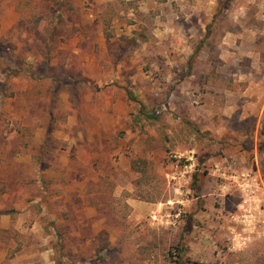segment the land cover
<instances>
[{"label": "rangeland", "instance_id": "1", "mask_svg": "<svg viewBox=\"0 0 264 264\" xmlns=\"http://www.w3.org/2000/svg\"><path fill=\"white\" fill-rule=\"evenodd\" d=\"M0 264H264V0H0Z\"/></svg>", "mask_w": 264, "mask_h": 264}, {"label": "trees", "instance_id": "2", "mask_svg": "<svg viewBox=\"0 0 264 264\" xmlns=\"http://www.w3.org/2000/svg\"><path fill=\"white\" fill-rule=\"evenodd\" d=\"M130 166L133 170L144 173L146 171V160L141 157L133 158L130 161Z\"/></svg>", "mask_w": 264, "mask_h": 264}]
</instances>
